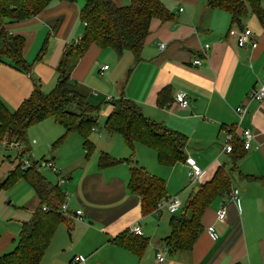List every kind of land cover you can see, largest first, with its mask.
Masks as SVG:
<instances>
[{"label":"crops","instance_id":"0c3cea01","mask_svg":"<svg viewBox=\"0 0 264 264\" xmlns=\"http://www.w3.org/2000/svg\"><path fill=\"white\" fill-rule=\"evenodd\" d=\"M112 1L117 5L128 3V0ZM160 1L172 18H152L140 60L136 61L127 50L117 55L111 49L91 44L75 63L71 77L81 85H89V74L96 71L100 76L107 75L103 90L109 100L130 98L146 117L186 135V159H192L203 171L190 186L198 187L222 166L230 176V188L239 190L237 202L227 201L225 195L217 197L201 216L203 230L191 250L166 252L163 261L158 262L155 254L165 248L163 238L170 232L169 217L182 211L184 204L181 202L174 213L163 211L169 213L166 223L163 212L143 214L140 198L127 188L129 168L120 167L119 163L100 168L97 159L84 157L82 138L76 134L80 139H72L68 160L59 153L51 159L67 178L62 189L69 192V213L80 209L82 220L68 216L58 225L40 264L47 261L48 251L57 243H61V250L54 256V264H73L75 256H83L85 264H264V99H247L249 91L264 81V23L250 11L240 23H234L228 12L208 9L205 0ZM260 3L264 10V0ZM82 5L83 0L53 1L38 15L6 26L8 33L24 37V57L33 66L30 73H23L0 62V89L12 101L19 105L31 93L32 74L44 84L57 78L56 70L47 67L58 64L64 47L83 34L84 24L79 18ZM242 27L251 30L254 48L239 47L228 35L230 28ZM44 41L46 53L35 61ZM205 44L209 45L206 50ZM33 49L38 50L32 60ZM102 56H109L112 63L101 66ZM195 58L200 59L199 65L191 64ZM105 65L107 68L103 69ZM166 86L170 88L171 100L158 106L157 94ZM178 92L189 99L186 109L174 102ZM241 105L247 111L239 118L235 109ZM106 113L107 109L103 114ZM46 120L52 119L41 122ZM230 129L239 144L237 135L242 129L249 130L254 137L253 148L238 157L224 152L222 147ZM94 132L103 135L100 129ZM26 143L30 152L28 139ZM136 146L137 151L146 147L139 143ZM96 147L103 149L99 143ZM180 163L186 167L189 179V165L186 161ZM178 189L170 194L166 191L167 197ZM185 189L181 188L174 196L180 199L179 194ZM221 202H226V216L218 220L216 210ZM38 205L37 196L35 203L26 205L30 217ZM153 215H159L156 227ZM24 221L7 214L0 220V254L14 248ZM134 223L139 224L142 235L148 238L140 256L112 241ZM61 224L67 226V243H63ZM209 225L218 235L215 240L207 233Z\"/></svg>","mask_w":264,"mask_h":264},{"label":"trees","instance_id":"16d2710c","mask_svg":"<svg viewBox=\"0 0 264 264\" xmlns=\"http://www.w3.org/2000/svg\"><path fill=\"white\" fill-rule=\"evenodd\" d=\"M53 1L75 0H0V62L21 72L30 73L32 63L24 57V37L8 33L6 26L38 15ZM205 4L208 9L217 8L228 12L234 23H240L249 11L261 24L264 23V10L260 0H205ZM79 18L84 24L83 34L64 47L55 67L57 79L54 87L46 93L42 91L39 83L33 81L31 93L13 111L0 99V139L6 138L27 145V129L49 118L64 129L56 144L71 133L77 134L82 138L86 159L95 150V144L90 139L91 133L102 129L107 134L120 135L131 151L136 143L152 149L160 165L172 166L177 162H185L186 135L146 117L132 99L124 96L106 99L107 113L100 125L97 118L100 105L90 104L89 92L71 77L75 63L91 44L102 49H111L117 55L127 50L136 61L140 60L152 18L169 20L172 13L160 0H128L125 5H117L112 0H83ZM45 50L46 41L38 51L35 61L42 59ZM170 100V88L166 86L157 94V105L162 106ZM231 143L233 149L230 154L238 157L246 152L241 141L239 144L232 139ZM44 159L42 157L41 161ZM127 161L132 162L131 159ZM97 162L100 168H107L120 161L101 151ZM38 163L33 161L30 166L21 169V164L17 162L0 183V188H4L21 177L39 199V205L31 217L22 222L14 248L0 254V264H40L56 228L67 219L59 211L64 200L61 188L42 176L36 168ZM128 170V190L140 198L142 213H151L160 200L167 198L164 180L149 174L143 166L136 163H131ZM230 190L229 174L222 166L217 167L212 177L199 184L189 195L181 214H171L169 217L170 232L163 238L167 252L191 250L203 230L201 216L217 197L228 196ZM43 205L47 210L41 209ZM112 241L137 256L142 254L148 244L147 237L128 230L117 234Z\"/></svg>","mask_w":264,"mask_h":264},{"label":"rangeland","instance_id":"374dc122","mask_svg":"<svg viewBox=\"0 0 264 264\" xmlns=\"http://www.w3.org/2000/svg\"><path fill=\"white\" fill-rule=\"evenodd\" d=\"M38 50V49H36ZM32 50V54L30 58L33 60L34 56L36 55L37 51ZM46 53V50H45ZM44 53V54H45ZM33 56V57H32ZM30 59V60H31ZM27 60V59H26ZM101 66L104 64L110 65L112 63L109 56L104 57L102 56L101 59ZM37 64V63H36ZM35 65V64H34ZM57 63L51 67V70L55 69ZM33 68V66L31 67ZM21 72V71H20ZM24 73V72H23ZM105 74V73H104ZM107 75L100 76L95 71L92 74H89L87 77V83L82 84L86 90L89 92L88 101L92 105H100V111L98 113V121L101 125L105 118L104 111L107 108L106 96L108 93L103 90V84H107L104 79ZM55 79H52L49 83L45 81L41 83L38 78H36L32 74V80L40 84V88L43 92H49L55 85ZM92 90L97 91L100 93V96H93ZM0 92L1 91L0 89ZM2 98V99H1ZM1 101L6 104V107L13 111L18 106L17 103L11 100V97L7 95L5 92L1 93ZM63 127L59 124L54 123L52 120H46L44 122H40L38 124H34L29 127L26 131V140L28 139L30 152H28L27 157H24L28 160L31 164L33 161H38L37 164L39 172L42 176L47 179L49 182L55 184L57 182L56 175L47 167H44L41 164V158L44 157L45 160L51 159L52 155H57L58 153L66 156V160H68V152L71 150L70 147L73 146L72 139H80L79 136L76 134H72L66 140L63 139L61 142L56 144V141L61 137L63 134ZM103 135H99L97 132H92L90 135V139L94 142L95 145L101 144L103 149L98 147L95 148L89 159L92 158L98 159L99 154L101 151L107 152L111 157L118 159L120 167L129 168L131 163H137L138 165H143L144 168L147 170L149 174H152L156 177L162 178L166 185V191L170 194V191L178 189L173 194L171 193V197L174 196L175 193L181 190V188H186L182 193L179 194L180 200L183 204L186 203L188 196L190 193L197 188V185H189L190 181L186 176L187 169L183 166L180 162L173 164L172 166H163L157 162L156 155L153 150L148 147H145L143 151H137L138 148L136 144L134 145L133 151L125 144L123 138L118 134H107L105 131L100 129ZM33 133V134H31ZM109 135L108 137L105 136ZM104 136V138H102ZM33 138H35V144L32 142ZM37 142V143H36ZM144 147V146H143ZM73 148V147H72ZM78 153V152H77ZM97 157H96V155ZM9 156V157H8ZM131 159V163L127 161ZM18 155L17 150L12 149H4L0 147V183L5 178L8 171L15 167L17 164ZM35 192L31 188V186L23 179L18 178L14 183L11 185L0 188V220L4 218L5 214L13 216L19 222L28 220L30 215H28V211L26 205L30 202L35 203ZM163 223L167 221V217L169 215L168 212H163ZM181 214L179 210L176 215ZM155 219V227L157 225V221L159 220V215H153ZM162 223V224H163ZM161 224V225H162ZM62 228V239L63 243L68 242V231L66 224H61ZM61 243H57V246L52 245V248L48 251L47 261L43 264H54V256L61 250L59 247Z\"/></svg>","mask_w":264,"mask_h":264},{"label":"built area","instance_id":"2783aa9c","mask_svg":"<svg viewBox=\"0 0 264 264\" xmlns=\"http://www.w3.org/2000/svg\"><path fill=\"white\" fill-rule=\"evenodd\" d=\"M228 35L232 37L237 46L243 47L245 45H251V47L256 46V42L251 39V30L247 27H242L241 29L238 28H230L228 31ZM164 44H160V49H163ZM209 47L208 44L204 45V49L206 50ZM192 65H199L200 64V59L195 58L191 62ZM107 66H103V69H106ZM94 95H97V92L93 91L92 92ZM107 100H109V97H106ZM174 102L176 105L181 108V109H186L188 107L189 99L183 92H178L174 96ZM248 101L251 100H257L261 101L264 99V81L260 82L259 84L255 85L248 93L247 95ZM237 115L239 118H241L247 111L246 106L241 105L236 107L235 109ZM236 134L232 132V130H228V133L226 134L227 141L223 145L222 150L224 152L230 153L233 149V145L231 143L232 139L234 138ZM241 141L242 148L246 151L251 150L253 148L252 141H253V135L252 133L247 130V129H242L240 133L237 135ZM0 147L4 149H16L17 150V155H18V160L21 165V169L26 168L30 166L31 164L28 162L27 159L24 157H27L28 151H27V145L24 143H19L15 140H9L6 138L0 139ZM186 163L189 165V171H188V177L190 183H194L198 180V178L201 176L203 173L202 169L190 158L186 159ZM44 167H47L50 169L57 177V185L61 188L63 195H64V200L62 201L59 211L66 217H74L78 220H82V211L80 209H77L74 211V214L69 213L68 209V201H69V192L67 189L63 188L62 186L65 185L67 182V178L63 175H61V172L59 168L56 166L55 162L52 159H47V160H42L41 164ZM38 165H36V168ZM239 195V190L237 188H232L227 196V201L231 202H237ZM181 207V201L178 198V196H173V197H167L162 200H160L157 204L155 209L153 210L154 213H159L163 211H168L170 213H174L176 210H178ZM43 211L47 210V207L43 205L41 207ZM226 216V202H221L220 205L218 206L216 210V218L218 220H223ZM130 233L137 234V235H142V230L141 227L139 226L138 223L132 224L128 229ZM207 233L208 235L213 239H217L218 235L214 230V227L209 225L207 227ZM167 252L166 248L163 250L157 251L155 256L156 260L158 262L163 261L164 259V254ZM73 264H85V258L83 256H75L73 258Z\"/></svg>","mask_w":264,"mask_h":264}]
</instances>
